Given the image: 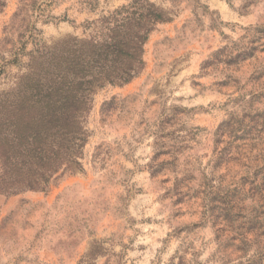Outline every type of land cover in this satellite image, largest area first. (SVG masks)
Returning a JSON list of instances; mask_svg holds the SVG:
<instances>
[{
	"label": "rangeland",
	"instance_id": "374dc122",
	"mask_svg": "<svg viewBox=\"0 0 264 264\" xmlns=\"http://www.w3.org/2000/svg\"><path fill=\"white\" fill-rule=\"evenodd\" d=\"M128 1L6 0L0 87L17 72L10 62L27 60L34 38L84 36L86 21ZM153 1L175 16L150 34L136 78L95 94L83 171H61L47 191L0 202V264H178L182 255L189 264H222L210 225L193 227L202 222V198L179 199L173 190L188 174L195 180L183 185L212 177L215 132L239 109L230 100L264 70V0ZM222 48L221 58H247L203 69ZM161 141L168 164L153 177ZM91 246L98 258L86 255Z\"/></svg>",
	"mask_w": 264,
	"mask_h": 264
},
{
	"label": "trees",
	"instance_id": "16d2710c",
	"mask_svg": "<svg viewBox=\"0 0 264 264\" xmlns=\"http://www.w3.org/2000/svg\"><path fill=\"white\" fill-rule=\"evenodd\" d=\"M5 6L0 0V13ZM174 16L153 0H129L86 21L84 36L69 34L52 43L34 38L27 60L17 55L10 62L17 72L0 87V202L26 191H47L61 171H83L95 94L136 78L145 68L150 34ZM223 53L224 48L217 51L203 69L219 62L228 68L248 54L221 58ZM242 90L237 85L236 92ZM230 101L239 109L215 132L212 177L189 186L195 177L188 174L190 180H177L173 191L179 199L202 198V222L193 227L210 225L220 263L264 264V70L248 93ZM164 145L156 143L153 177L168 164L162 159L170 153ZM95 250L91 246L86 255L98 258ZM178 260L190 263L185 255Z\"/></svg>",
	"mask_w": 264,
	"mask_h": 264
}]
</instances>
